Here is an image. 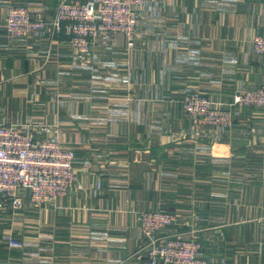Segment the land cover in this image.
<instances>
[{
  "label": "crops",
  "instance_id": "0c3cea01",
  "mask_svg": "<svg viewBox=\"0 0 264 264\" xmlns=\"http://www.w3.org/2000/svg\"><path fill=\"white\" fill-rule=\"evenodd\" d=\"M60 2L0 0L1 122L76 151L67 196L0 210V264H144L143 211L176 214L161 234H196L205 259L264 264V109L233 102L264 80V0H142L135 38L103 33L87 54L7 34L10 6L51 22ZM190 94L231 125L201 123Z\"/></svg>",
  "mask_w": 264,
  "mask_h": 264
},
{
  "label": "built area",
  "instance_id": "2783aa9c",
  "mask_svg": "<svg viewBox=\"0 0 264 264\" xmlns=\"http://www.w3.org/2000/svg\"><path fill=\"white\" fill-rule=\"evenodd\" d=\"M142 0H61L54 20L37 19L27 6L12 5L6 16V30L11 37H26L35 31L65 35L79 52L91 51L103 33L121 32L130 39L137 35L138 8ZM253 50L264 56V34L253 39ZM234 104L264 109V80L256 89H244L234 95ZM188 113L201 123L229 127L231 114L203 94L184 99ZM76 151L51 139H37L28 130L6 125L0 118V210L20 209L28 197L41 206L65 197L76 181ZM177 221L168 211H143L140 227L147 239L144 264H217L200 255L199 236L162 235ZM13 247H23L20 240L8 236Z\"/></svg>",
  "mask_w": 264,
  "mask_h": 264
}]
</instances>
